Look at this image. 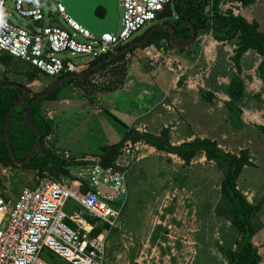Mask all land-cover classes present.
<instances>
[{
    "label": "rangeland",
    "instance_id": "rangeland-1",
    "mask_svg": "<svg viewBox=\"0 0 264 264\" xmlns=\"http://www.w3.org/2000/svg\"><path fill=\"white\" fill-rule=\"evenodd\" d=\"M13 1L7 0L9 19L14 24L25 25L29 19L13 10ZM172 9L174 17L170 21L177 16L174 4ZM122 10L119 5L120 14ZM246 19L257 21L259 30L264 32V0L248 7ZM155 23L142 26L134 33L133 39ZM235 49L233 43L218 41L213 37V31L207 30L199 32L196 40L183 52L173 50L167 53L176 57V60H169V65L173 67L170 70L176 73L177 79L183 76L182 86L189 81L191 90L197 87L212 89L210 93L214 98L211 105L203 102L194 105L191 102L194 106L190 105L189 110L193 122H188L185 114L178 111L172 104L173 99L163 98L161 101L164 91L159 92L153 87L156 65L167 63L164 57L156 59L154 54L159 50L154 45L137 48L126 57L128 63L123 78L115 74V67L94 73L90 78L92 83L98 82L102 86L96 90L91 86L77 88L64 82L57 91L58 97L70 103H53L58 114L47 143L64 158L69 155L68 158L76 161L90 160L101 152L103 146L119 142L126 128L121 123L123 121L139 133L160 135L163 129H168L173 145L195 138H208L233 154L247 149L253 166L243 169L237 188L250 203L263 201L256 217L262 229L253 237V242L264 258V133L259 128L264 125V82L257 73L262 56L250 50L241 60L240 75L246 87L242 119L246 129L238 131L227 120L225 103L229 97L225 96L222 88L229 84L230 75L238 71L234 64ZM179 55L184 56L185 61L181 59L184 64L179 61ZM85 59L82 55L73 56L77 63ZM147 64L149 71L145 68ZM41 77L43 79L27 84L32 92L57 81L55 77ZM0 80H14L11 74L5 73L2 64ZM111 82L117 83L116 87L111 86ZM82 95L90 100L84 101ZM175 96L176 88L172 98ZM94 104H98L101 111L95 109V113ZM177 105L180 107V104ZM138 115L139 119L131 122ZM137 142L140 159L125 174L128 195L119 215L123 230H109L103 264H225L218 243L234 246L240 235L229 221L214 211L221 197L223 171L215 162L207 160L204 153L186 163L177 155L158 151L143 140ZM86 167H75L71 173H84ZM0 175L3 192L12 201L23 187L33 185L37 177L33 172L7 167L1 169ZM75 208V202L69 199L64 209L73 212ZM42 258L47 264H71L49 250L42 253Z\"/></svg>",
    "mask_w": 264,
    "mask_h": 264
},
{
    "label": "built area",
    "instance_id": "built-area-1",
    "mask_svg": "<svg viewBox=\"0 0 264 264\" xmlns=\"http://www.w3.org/2000/svg\"><path fill=\"white\" fill-rule=\"evenodd\" d=\"M116 1L123 9L116 31L97 38L69 16L62 0H14L13 10L29 19L25 25L14 24L7 0H0V53L27 61L41 74L55 78L81 73L93 60L116 54L172 2ZM207 1L205 12L211 16L214 0ZM248 7L241 1L220 0L217 10L246 18ZM75 55L86 59L77 63ZM95 109L101 111L98 104ZM139 155L138 142L129 139L111 165L94 162L84 173L72 172L73 178L64 180L37 174L35 183L23 187L15 201L0 190V264H47L42 258L45 250L71 264H103L109 230H123L119 215L128 195L125 174ZM83 179L89 185L85 191L81 190ZM69 199L77 205L73 212L64 209ZM96 226L101 231L93 235Z\"/></svg>",
    "mask_w": 264,
    "mask_h": 264
},
{
    "label": "trees",
    "instance_id": "trees-1",
    "mask_svg": "<svg viewBox=\"0 0 264 264\" xmlns=\"http://www.w3.org/2000/svg\"><path fill=\"white\" fill-rule=\"evenodd\" d=\"M220 0H214L213 14L210 16L205 12L207 0H172L175 10L176 19L168 21L173 28L174 41L185 42L192 33L191 25L194 26L196 34L195 40L199 32L207 30L213 31V37L218 41L231 42L236 46L234 64L237 72L230 75L229 84L224 88V93L229 97L225 105L227 108V120L229 124L238 131H244L246 124L242 119V104L246 96V87L240 72L241 60L243 55L252 50L262 56V60L257 67V73L264 82V32L259 30V23L255 20L248 21L242 16H234L229 13L222 15L217 10ZM241 1L245 6L255 4L258 0H237ZM97 14L104 15V10L98 8ZM145 33L134 38L118 51L120 54L109 61L104 62L99 68L92 70L84 78L69 79L65 82L73 84L75 87H93L96 90L102 87L98 82L92 83L91 76L100 71H107L111 67H115L114 71L118 77L126 76L127 54H131L137 48H146L154 45L162 54H166L169 50H177L183 52L184 48H176L170 38V29L162 27L153 30L148 40L143 45H132L143 39ZM113 54H107L93 60L89 67L96 65L99 61ZM0 64L5 66V73L14 77L13 81H2L3 83H17L22 87L36 80L43 79L40 71L27 61L16 59L7 53H0ZM87 68V69H88ZM86 71V70H85ZM83 71V73L85 72ZM69 74L59 76L56 79L64 78ZM17 78V80L15 79ZM183 77L179 79L182 83ZM48 83L43 89L32 92L28 87L27 97L10 113L14 103L23 95V90L18 87L8 86L0 89V171L3 167L16 168L30 171L41 177L50 175L55 179L64 180L73 178L72 169L80 166H87L89 162H99L103 166L111 165L120 153L124 143L131 139L133 142L143 140L149 145L155 147L158 151L175 154L189 163L199 153H204L206 159L215 162V164L223 171L224 178L221 183V197L214 211L215 213L229 221L234 229L239 233L240 238L235 241L234 246L226 243H218V248L225 264H264V258L258 251L257 245L253 242V237L262 229L261 223L257 220V213L262 208L263 201L258 203H250L246 196L237 188V180L243 169L247 166H253L249 151L242 149L239 153L233 154L219 147L215 140L208 138H195L192 141H185L179 145H173L169 139V130L163 129L160 135H151L139 133L134 129H130L125 125V132L118 143L105 145L101 148V152L90 160L76 161L71 157L66 159L62 154L58 153L53 146L48 145V137L53 133L55 128V119L50 118L48 113V103L59 99L57 89L49 92L44 97L36 100L30 108V121L33 128L41 136V146L32 158L24 165H17L12 158L6 139V123L10 116L9 135L14 155L17 160H24L29 152L33 149L37 142L36 135L32 132L26 121V109L28 104L40 93L46 91L53 83ZM117 83H112L116 87ZM108 85V86H110ZM106 89L113 87L103 86ZM78 88V87H77ZM214 95L210 92L201 91V100L206 104L213 103ZM264 133V125L259 126ZM82 191L89 188L87 182L83 179ZM3 181L0 175V189L2 193L4 189ZM7 196V195H5ZM77 206V205H76ZM79 208V207H78ZM90 222H93L86 216ZM101 228L96 226L92 232L96 235ZM140 264V263H134Z\"/></svg>",
    "mask_w": 264,
    "mask_h": 264
},
{
    "label": "water",
    "instance_id": "water-1",
    "mask_svg": "<svg viewBox=\"0 0 264 264\" xmlns=\"http://www.w3.org/2000/svg\"><path fill=\"white\" fill-rule=\"evenodd\" d=\"M62 3L65 7L66 12L69 14L70 17H72L75 21H77L82 27L86 28L87 30L90 31L91 34L96 36L97 38H100L101 35L105 32H115L118 26V21L120 17V13L118 11V2L116 0H62ZM101 8L104 10V15L99 16L97 14V9ZM174 17V11L172 9L171 5H167L165 9L159 12L157 15V21L160 22V24L157 27H154L150 29L143 37V39L139 42H135L132 45H143L149 38V35L153 30L166 27L170 29V38L173 43V45L176 48H186L189 45H191L195 41V28L193 25H191L192 33L190 38L182 43L175 42L174 41V32L173 28L170 25V23L166 22L165 20L171 19ZM54 25H59L58 23H55ZM32 28V27H31ZM120 54V51H118L116 54H113L112 56H109L107 58L102 59L99 61L96 65L86 69V71L83 73H74V74H69L64 78L58 79L56 82L53 83L46 91L38 94L27 106L26 109V121L29 124L32 132L36 135L37 137V142L33 149L29 152L27 157L19 161L16 159L13 148L10 142V135H9V122H10V116L7 118V123H6V139L8 143V148L10 151V154L14 161L17 163V165H24L26 164L32 156L39 150L41 146V136L40 134L33 128L31 121H30V108L32 104L47 95L49 92L57 89L62 83H64L66 80L69 79H76V78H84L88 73H90L92 70H95L99 68L104 62L112 60L116 58ZM30 55V53H29ZM8 86H13V87H18L23 90V95L20 99H18L13 107L11 108L10 113H12L15 108L27 97L28 95V88L27 87H22L17 83H3L0 84V89L3 87H8Z\"/></svg>",
    "mask_w": 264,
    "mask_h": 264
},
{
    "label": "crops",
    "instance_id": "crops-1",
    "mask_svg": "<svg viewBox=\"0 0 264 264\" xmlns=\"http://www.w3.org/2000/svg\"><path fill=\"white\" fill-rule=\"evenodd\" d=\"M158 53L160 54L161 58L164 57V59H165V61L167 63L166 64L164 63V65H160V66H157L156 65L157 70L154 69L156 72H155V76L153 77V80H154L153 87L154 88H158L159 92L164 91L163 94H162V97L160 99L161 101H163V98H165L166 100L168 98L173 99L172 104H175V106L178 109V111L179 112H182L183 115L185 114L184 116L187 117L188 122H193L194 121V118H193V116H192V114H191V112L189 110V106L190 105H193V104L195 105L198 102H200V103L203 102L201 100V91L203 89H200V88L197 87V89L191 90L190 87H189V81L187 83H185L184 86H182V84H183V82H184L185 79H183L182 83H179V79H177L176 73H174V71H171L170 70V68L173 69V67L171 65H169V62H170L169 60H176L175 59L176 57L174 58V57L170 56V54H167V53H171V50H169L165 55L162 54V52H158ZM178 58L180 59L179 61L182 62V64H184V61H185L183 59L184 56L179 55ZM181 59H183L184 61H182ZM149 64H154V63L153 62H149ZM149 64L145 65V68H146L147 71H149V68H148ZM163 68H165V69H164L163 72H161ZM183 75H184V73H183ZM138 84H140V83H138ZM142 84H145V83L142 82ZM145 85H147V84H145ZM147 86L148 87H151V85H147ZM175 88L177 89V96H175V97L172 98V95L174 94ZM74 89H76V91H78L77 88H74ZM209 89L204 90V91L210 92L212 90L211 88H209ZM78 94L81 95V92L78 91ZM84 96L85 95H82L81 96L84 101H86L87 99L90 100L89 97L86 98ZM225 96L228 97L227 95H225ZM91 100H93V99H91ZM166 100L164 102H166ZM62 101L65 102V103H67V104L70 103L68 100L64 101L63 99H58L57 101H51V102L48 103V111H50V113L52 115V118L55 119L56 118V115L58 114L57 113V110L53 108V106H54L53 103L56 102L57 104L60 103L62 105L63 104V103H61ZM95 101H96V99H95ZM57 104H56V106H57ZM177 104H180V107ZM94 105L96 106L97 104H94ZM208 105H211V104H208ZM94 112L96 113L95 108H94ZM178 117H180L179 114H178ZM135 118L136 119H139V115L133 117L131 119V122L133 120L136 121ZM210 118L211 117H209V119H208L209 121H210ZM181 119H184V118H181ZM183 122H185V121L183 120ZM123 123L125 125H127L125 122H123ZM128 126L130 127V124ZM123 134L121 135V137H119V139L122 138Z\"/></svg>",
    "mask_w": 264,
    "mask_h": 264
},
{
    "label": "flooded vegetation",
    "instance_id": "flooded-vegetation-1",
    "mask_svg": "<svg viewBox=\"0 0 264 264\" xmlns=\"http://www.w3.org/2000/svg\"><path fill=\"white\" fill-rule=\"evenodd\" d=\"M172 4H173V2H172ZM172 4H170V5L172 6ZM100 9H101V8H100ZM165 21L168 22L169 19H168V20H165ZM159 24H160V22L156 21V23L153 24V25H152L147 31H145L144 33L146 34L150 29H152V28H154V27H157Z\"/></svg>",
    "mask_w": 264,
    "mask_h": 264
}]
</instances>
